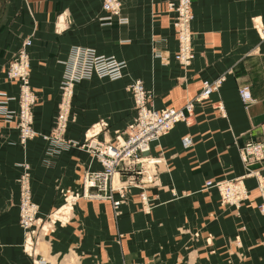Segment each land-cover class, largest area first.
<instances>
[{
	"label": "crops",
	"instance_id": "crops-1",
	"mask_svg": "<svg viewBox=\"0 0 264 264\" xmlns=\"http://www.w3.org/2000/svg\"><path fill=\"white\" fill-rule=\"evenodd\" d=\"M193 10L196 55L184 65L174 57L178 42L167 0H122L124 23L100 19L102 0H0V93L19 92L6 69L31 38L30 83L38 95V134L26 142L15 121L0 117V264H36L37 254L47 264H264L258 178L245 176L250 193L239 207L222 204L218 189L206 187L207 179L244 175L240 147L264 138V35L256 26L264 25V0H193ZM75 44L127 62L121 79L94 75L77 84L68 130L75 140H90L87 131L101 119L108 122L101 139L127 126L135 109L125 84L133 78H141L151 103L164 108L184 106L204 79L226 75L219 90L195 103L189 123L178 122L152 144L151 153L164 161L150 189L156 198L150 212L142 209L137 187L129 190L120 214L111 199L64 198L66 192L82 191L87 169L102 166L83 147L48 153L50 141L41 135L49 132L59 109L65 61ZM155 50L168 54L169 61ZM243 84L256 98L248 105L239 93ZM8 104L17 108L14 100ZM187 134L193 144L184 147ZM253 166L264 175V161ZM26 172L44 218L33 251L20 223Z\"/></svg>",
	"mask_w": 264,
	"mask_h": 264
},
{
	"label": "built area",
	"instance_id": "built-area-1",
	"mask_svg": "<svg viewBox=\"0 0 264 264\" xmlns=\"http://www.w3.org/2000/svg\"><path fill=\"white\" fill-rule=\"evenodd\" d=\"M102 8L105 11L100 19L105 23L127 22L128 17L122 13V0H102ZM167 9L171 11V24L175 29L178 47L174 53L175 59L181 64L191 63L196 55L193 39L194 31L192 22L194 19L193 0H167ZM264 35V25L256 23ZM32 43L27 38L15 58L7 66V75L19 83L18 94H8L2 91L4 98L0 99V117L8 121H15L19 129L21 142L37 135L33 125V106L37 101V93L30 84V62L28 46ZM155 56L163 62L169 61V56L163 51L155 50ZM66 63L60 89L61 103L54 118L53 127L44 137L50 141L48 153H56L66 149L70 144L61 140L66 126L70 120L68 114L70 98L73 86L85 78L94 75L100 78L118 80L125 76L127 62L116 54L99 53L94 47L75 44L71 47L70 56ZM226 75L222 74L213 79H204L202 88L197 95L186 102L184 106H168L157 108L151 103V94L148 92L141 78H133L127 88L132 91L135 99V114L125 129H117L109 138H99L98 134L107 122L101 119L97 124L101 125L96 132L91 133L88 147L99 159L100 169H87L84 173V196L93 198L111 199L116 214L121 212V204L132 187L139 189V198L142 208L148 212L155 205V196L150 193L151 187L158 181L160 164L164 157L151 153L152 144L180 121L190 122L195 103L207 99L211 94L220 89ZM239 93L245 105L256 100L249 84L239 86ZM10 100L18 101V108L11 109L8 106ZM96 124V125H97ZM95 126V125H94ZM61 142L60 147L56 142ZM184 147L193 144V137L187 134L182 137ZM240 156L247 167V172L242 176L227 177L223 179H207L206 187H216L221 196V203L239 207L249 198L250 190L245 183V176L255 175L258 178V186L261 190L259 209L264 212V175L259 168L253 165L264 161V138L246 141L240 147ZM28 167V165H27ZM119 173L120 180L115 183L113 177ZM29 173L21 178L20 190V223L25 230V243L32 251L37 242V227L43 226V217L40 215L39 206L33 199L29 184ZM67 192L65 193V195ZM74 191L66 196V202L73 201ZM28 250V249H27ZM37 254V253H35ZM36 264H47L48 259L44 255L37 254Z\"/></svg>",
	"mask_w": 264,
	"mask_h": 264
},
{
	"label": "rangeland",
	"instance_id": "rangeland-1",
	"mask_svg": "<svg viewBox=\"0 0 264 264\" xmlns=\"http://www.w3.org/2000/svg\"><path fill=\"white\" fill-rule=\"evenodd\" d=\"M81 82V81H80ZM80 82H78V83H80ZM78 83H76L74 86H73V93H72V96H71V98H70V105H69V111H68V114H69V116H70V120H69V122H68V125L66 126V129H65V131H64V133L62 134V136H61V140H63V141H65L67 144H70L67 148H70V147H73V146H76V147H83V148H86V149H89V147H88V141H80V140H75V139H73V138H71L70 136H69V133L70 132H68V130H69V123H70V121H71V119L73 118L72 116L74 115V108H73V105H74V95H75V90H76V87H77V84ZM128 84H129V82H127L126 84H125V87H126V89L131 93V95H132V98H133V102H134V109L136 110V108H135V99H136V97H135V95H134V93L132 92V91H130L128 88H127V86H128ZM104 121H106V120H104ZM99 121H97L96 122V124L98 123ZM107 122V121H106ZM95 124V126H93L92 127V129L93 130H89V131H87V133L88 134H91V133H93V132H96L95 131V128L96 127H100L101 125H96ZM52 127H53V125L51 126V128H50V130H49V132L51 131V129H52ZM103 127V129L101 130V131H106L107 132V128H108V122H107V124L106 125H104V126H102ZM126 127H124V128H121V129H125ZM105 132V133H106ZM98 136H99V134H98ZM104 137H106V138H109V135H105ZM56 146H58V147H60V146H62L61 145V142L59 141V142H56ZM62 150V149H61ZM61 150H58V151H56V154L57 153H59ZM71 192L72 191H70V193H67L66 195H64V198H66V196L68 197V195L69 194H71ZM75 205V204H74ZM73 205V206H74ZM60 260V259H59Z\"/></svg>",
	"mask_w": 264,
	"mask_h": 264
},
{
	"label": "bare ground",
	"instance_id": "bare-ground-1",
	"mask_svg": "<svg viewBox=\"0 0 264 264\" xmlns=\"http://www.w3.org/2000/svg\"><path fill=\"white\" fill-rule=\"evenodd\" d=\"M258 27V26H257ZM259 28V30L261 31V33H262V30L260 29V27H258ZM263 34V33H262ZM31 84V83H30ZM9 94V93H8ZM18 94V93H17ZM1 98H4V96L2 95V94H0V99ZM10 101H13V100H10ZM9 101V102H10ZM14 101H16L17 102V108H18V101L17 100H14ZM8 102V103H9ZM36 103V102H35ZM35 105V104H34ZM8 106H9V104H8ZM9 108H10V106H9ZM12 109V108H11ZM4 116V115H3ZM2 117V116H1ZM33 119H34V121H35V116H34V106H33ZM33 125H34V122H33ZM175 127V126H174ZM173 127V128H174ZM99 129V127H96L95 128V130H98ZM37 134H38V132H37ZM43 137H44V134H41ZM36 136V135H35ZM34 137V136H33ZM32 138V137H31ZM30 139V138H29ZM98 159V158H97ZM98 161H99V159H98ZM101 163V162H100ZM102 165V164H101ZM83 180H84V177H83ZM120 180V178H119V173H115V175H114V177H113V181L115 182V183H117L118 181ZM130 189H132V188H130ZM129 189V190H130ZM219 191V190H218ZM139 192V191H138ZM81 193H83V190L81 191V192H78V193H76V194H74V198H72V199H74V200H76L77 198H79V197H88V196H84V195H82ZM220 193V192H219ZM128 194H129V191H128ZM128 196V195H127ZM89 198H93V197H89ZM126 199V198H125ZM139 200H140V198H139ZM141 203V202H140ZM155 204H156V202H155ZM155 206V205H154ZM154 206H153V208H154ZM141 207H142V205H141ZM152 208V209H153ZM121 209V208H120ZM143 209V208H142ZM152 209L150 210V211H152ZM144 210V209H143ZM145 211V210H144ZM150 211H148V212H150ZM120 214V213H119Z\"/></svg>",
	"mask_w": 264,
	"mask_h": 264
}]
</instances>
